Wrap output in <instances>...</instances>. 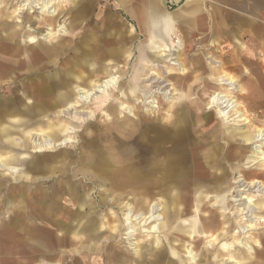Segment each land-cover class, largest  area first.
Masks as SVG:
<instances>
[{
    "label": "rangeland",
    "instance_id": "obj_1",
    "mask_svg": "<svg viewBox=\"0 0 264 264\" xmlns=\"http://www.w3.org/2000/svg\"><path fill=\"white\" fill-rule=\"evenodd\" d=\"M22 1L24 0H0V42L8 44L10 48L12 47V51L9 54L13 55L17 52L23 54L25 49H28V52L34 51L36 57L41 56L38 45H42L47 50V54H49L48 59H44L43 62L49 61L52 65V70L49 74L44 75L40 73V77L37 75L32 76L30 79L19 77L15 83H7L5 88L0 89V113L3 110L14 111L13 115H5L3 119L0 118V125L2 127L8 126L12 122L15 127L11 129V136L17 143H21L24 135H27L25 134L26 132H22L24 129L22 123L23 121H28L29 127L25 131L30 136L32 145L28 150H25L22 146L12 144H6L9 147L4 148L6 152H4L3 160L9 159L11 156H16L17 161L25 157L28 159L26 160V166L24 163L13 162L4 167H0V244L2 243L0 246V264H104L106 251L112 254L115 251L120 264H149L148 260H146L149 258L148 256L145 255V261L141 262L139 255L145 251L146 253H150V249L154 247L150 241L154 237L148 236V232L152 231L149 228H152L157 222L152 223L146 228L139 226V233L134 237L135 240H133L135 242L127 240V232L124 230V226L123 229H119L116 239H113V237L110 238L108 233H106L99 236V240L97 239L94 242L90 241L91 246L94 247L97 245L99 247L97 250H91L89 252L85 249L77 250L75 242L78 240L84 241L89 235L86 229V225L88 224L87 218L78 215L84 210V201L87 199L90 201V192L96 196L98 193L101 200L104 198L111 199L113 196L106 194L110 189L108 184L89 188L88 186L90 184L85 185L78 180L72 181L67 176V173L69 171L70 160H75V156L80 152L87 157L92 150H107L110 153L109 156H113L115 154V149H113L115 148V142L113 139L119 141L117 137H124L122 135V131L124 130L128 134L141 130L146 133L144 136L146 138L152 137V132L162 134L160 136L164 138L163 140L174 137V130L172 131L173 135L172 132L168 133L169 127L167 124L169 123V119L183 123L180 125L181 128L184 123L189 124L186 130L194 132L192 134L193 146H197L200 143L204 144L202 148L196 150V156L205 155L212 148L211 142H215L216 140L212 137L213 134L218 133L220 135L219 139L221 143L218 150L222 165L219 167L211 165L207 169V172L204 173V176H199L202 180L194 181V177H192L194 164L189 162L190 175L188 177L190 183L187 185L182 184L177 188L179 198H182L179 204L183 207V196L185 193L190 194L194 199L196 193L204 191L205 200L202 207L205 205V208H202L201 217L205 218L210 212L217 214L219 224H221V229L217 232L220 233L218 236L223 231L225 233L228 231L226 239L220 238V241L216 245L217 249L219 248L221 251L223 249V256L219 259L228 258L223 246L243 242L246 247H240V245L236 247V251H238L237 257L242 259L244 264H255V261H259L261 258L258 257V253L256 254V252H263L264 246H262L257 237L261 233L260 227L264 229V222H258L253 227V230L248 233H242L243 226L250 224L247 220L248 218H245L242 212L244 211V207H246L244 205L246 200L244 201L243 198L246 197L247 200L252 199V204L256 206L257 211L254 212V215L264 217V185L258 180H253L255 178L258 179L259 176L257 174H260V172L263 173L264 164L260 160H256L255 164L246 165L249 155H252L251 147L244 145L239 138L240 136L234 138L231 131L232 129H238L239 131H252L254 134L259 130L264 131V108H250L246 101L248 91L242 89L247 88L256 77L252 73L256 67V59L253 56L252 45L248 38L241 37L238 42L233 44L231 36L216 41L214 40V36L210 37L197 34L196 36H191V42L189 43L178 42L175 39L174 41L177 43L172 45L170 52L161 50L155 52L152 49H148L150 44L143 37L137 38L132 35L130 37L132 40L127 43V55L126 52H122L121 56H124L122 59H117L114 62L112 58L106 57L102 58L101 62L97 64L101 65L99 67L101 69L104 67L107 72L103 75L102 83L117 77L115 84L111 85L104 93L98 92V88H93L94 86H89L84 87L85 90L79 91L81 94H78L77 89L82 87H79L80 84L75 82V77L77 76H73L74 80H72L68 77L66 78L65 74L71 75L73 67L74 71L87 66L92 67L93 64H96L95 56L103 52L97 51V45L94 49L92 46H89L88 48L91 49H88L82 45L88 46L89 43L79 42L81 44L79 45L77 42H64V40L66 37L71 36V27L69 25L74 26V29L78 28L81 32L88 31L89 28L95 25L97 16H91L94 9L103 8L107 2L104 0L101 3L95 1L85 3L84 6L86 5V9L81 14L75 11L62 12L61 8L66 1L61 0L55 4L57 15L51 16L49 14H42L39 10L35 9H25V12L17 13L16 9ZM71 7L79 8L80 6L78 3H71ZM120 22L124 23L127 27H131L133 24L128 18H123ZM59 25L65 26L66 32L65 34H58L56 36L58 39L56 47L48 50L46 46L48 42H46L43 35L48 33L47 27L50 26L55 31L59 29ZM32 38L37 42L31 44L30 39ZM203 42H206L208 45L217 43L220 45L222 54L226 52L230 53L231 56L229 59L222 58L218 59V61L214 57L207 59V57L213 55L212 51H208L205 59H207L206 64L210 70L232 73L234 78L238 80L236 82L238 87H236L235 91H231L226 86H221L218 82L219 79L216 78L217 76L209 73L208 75L202 74L204 68H199V64L194 63V59L192 60L199 53L196 48L202 47ZM113 43L110 42V46H113ZM233 46H235V49ZM142 51H146L143 54L148 55L145 57L146 60L143 58L144 55L140 54ZM164 54H170L171 56L162 57ZM233 56L234 63L230 61ZM245 56H248L250 61H245ZM171 58L175 60H171ZM220 61H223L224 64H221ZM261 62L264 64L263 59H261ZM259 64L258 60L257 66H260ZM21 66L24 68L21 72H24L27 65L22 63ZM136 74H138L137 80L135 79ZM223 75L232 77L227 73ZM57 76L61 77L62 80L66 79L69 81L68 86L63 85L62 87L56 88L55 82L57 81ZM206 76L208 77L206 78ZM204 78H206L207 82L209 81L207 84L209 88L229 92L230 96L239 104L236 108L237 111L241 114L243 113L247 120L238 122V120H241L240 118L235 121H227L220 116L217 109L210 110V99L205 97V89H200L201 86H205ZM5 81H11V77H8ZM44 81H46V89H40L38 85ZM177 82L180 83L179 90L176 87ZM192 82L196 84L192 86ZM33 84H36V86L34 87ZM129 84L136 86L135 91L137 96H132L131 102L125 100L126 98L122 99L124 93L130 95L129 92H132ZM190 84L192 87L197 86L199 90L193 91L191 89V92L187 94V85ZM23 90L25 92L26 90L29 91L34 99H26L22 94ZM46 90L50 91L47 100L52 104L55 101L61 102L57 96L59 93L71 90V99L68 101V105L59 106L58 108L62 113L60 115L62 117L64 116L61 120L57 118L59 116L57 110H55L56 112H52L50 114L51 118L48 119L43 118L47 115L35 117L34 115L30 116V113L27 112L29 111V105L31 106L30 100H33L35 105H37V107L33 108L38 109L42 114L47 111L46 104L41 102V98L43 96L45 98V94H47ZM147 93L149 95H146ZM255 93L258 94V92ZM83 95H85V100L81 98ZM87 96L89 98L86 100ZM200 98L203 104L196 103L201 102ZM120 103L124 105V108H127L123 110V106ZM72 104H77V107H71L70 105ZM5 106L7 107L5 108ZM235 113L236 111L232 113L234 114L232 118L235 117ZM205 118H209L210 121H204L206 120ZM12 119H17V123H14ZM89 120L93 121L89 122L88 125H81L82 122L87 123ZM189 120H192V124H190ZM50 125L54 127H67L64 129H68L60 138L55 140V144L59 145L64 141H71V143L58 146L54 151L47 150L46 152H38V147L35 145L37 141H47L54 144L46 133L39 131V129H42L41 131H47ZM78 131H82V133ZM221 133H224L227 138L229 136L233 137L229 140V144L225 138H222ZM198 157L200 158V156ZM227 157H229V160L226 159ZM1 161L2 159L0 158V163ZM89 161L90 159L88 158L87 163ZM97 161L98 158L95 159L94 163ZM203 162V158H200L199 163L203 164ZM111 163H113V166H116L115 160L111 161ZM58 167L61 170H56ZM92 167L93 162L83 168L86 171ZM83 168H76V171H80L81 176H83L81 173L84 171ZM108 168L111 167L106 166V169ZM55 170L56 172H54ZM55 176H58V179L54 181L52 179ZM214 176L219 177L220 180L216 181L213 178ZM246 182L253 183L251 186L246 187L247 185L244 184ZM69 185L73 188L72 191L75 194V199L79 202V206L74 210L69 209L73 212L62 217L59 214L63 209V204L57 208L58 214L56 213L53 218L45 221L44 209L50 203H53L50 201L52 197L57 196L56 203L59 204L65 202V199L69 200L70 196H67L68 193L71 194ZM258 185L263 187V190L259 189L260 187ZM230 188L231 195L227 193ZM86 189L90 191L84 194V190ZM158 191L156 185L153 184L150 187L149 197L151 201H148V205L152 206L154 203L159 204L161 202L162 199L157 195ZM224 194L228 195L226 213L222 212L223 204L219 203V205H216L217 198L219 197L218 199L223 201ZM137 203L132 196H128L120 200L116 206L117 208L110 207L98 210L94 209L96 208L95 206H91L92 209L90 211L95 214L93 216L94 218L92 217L91 219L94 223L93 227H97L96 230L99 232V227L110 228L116 225L112 224V219L109 220L111 214L115 216V213L119 215V220L124 225V210H126V205L128 204L135 208L137 207ZM137 208L135 210L136 215L140 213ZM191 209L193 215L191 214L185 217L187 221H192L199 216V214L194 213L193 207ZM239 217H241L242 223H240L241 220ZM47 226H49L48 229ZM79 227L81 231L77 236L75 232L78 231ZM114 229L115 227L113 231ZM238 231L240 232L239 234L236 233ZM83 233H86L85 235L87 236ZM64 235V242L61 244L59 239ZM156 235L161 240L164 239L163 233ZM215 237L212 238L207 234L196 235V242L201 241L200 243H202L198 249L196 248L197 255H203L205 249L211 248ZM111 241L115 245L114 250L110 249L113 247L110 244ZM106 244L108 246L105 247ZM187 247L192 248L189 243ZM102 248L104 250L100 251ZM167 252H171L170 248L164 252L166 257ZM179 253L181 256H184L183 252ZM63 257L65 258L62 260ZM126 261L132 262L129 263ZM200 264L208 263L202 261ZM219 264L226 263L221 262Z\"/></svg>",
    "mask_w": 264,
    "mask_h": 264
},
{
    "label": "bare ground",
    "instance_id": "obj_2",
    "mask_svg": "<svg viewBox=\"0 0 264 264\" xmlns=\"http://www.w3.org/2000/svg\"><path fill=\"white\" fill-rule=\"evenodd\" d=\"M58 1L61 0H24L18 5L16 12L20 14L25 9L28 10L35 9V10H39L40 13L42 14H49L51 16H56L57 9L55 7V4H57ZM58 28H59L58 30L53 31V28L49 26L47 27L48 33L43 35L46 42H48V44H46L48 50H51L53 47L54 48L56 47L58 43V39L56 38V36H58V34L59 35L65 34L66 32L65 26L59 25ZM147 41L150 44V47H148V49H152L155 52L157 50L170 52V50L172 49L171 44L167 43L166 41L165 42L156 41V37L149 38ZM30 42L31 44H34L37 41H35V39L32 38L30 39ZM38 47L40 48V55H41L39 57H36L34 51L28 52V49H25L23 54L17 52L12 55L9 54L11 53L10 51H12V47L10 48L8 44H4L3 42H0V50H1L0 51V87H1L0 89L5 88V85L7 83H15L16 81H18L19 77H25L30 79L34 75L40 77V73L44 75L47 73L49 74V72L52 70V65L49 61L43 62L44 59H48L49 54H47L48 53L47 50L44 49L42 45H38ZM144 52L146 51H142L140 54H143ZM104 55L105 54L102 53V55L96 59L95 61L96 64L95 65L93 64L92 67L91 66L83 67L77 71H74L73 70L74 67H73L71 75L65 74L66 78L68 77L72 80H74V77L77 76L75 77L76 80L75 82H78L80 84L79 87H82L77 89L78 94H81L80 93L81 90L83 89L85 90L84 87H89V86H94L93 88H98L97 89L98 92L104 93L111 85L115 84L117 77L104 81V83H102L103 81L102 79L104 77L103 75L105 74V72L101 68H99L101 65H97V64L101 62ZM143 55H144L143 56L144 59L146 56H148L145 54ZM168 56L171 55L164 54L162 57H168ZM171 60H175V59L171 58ZM22 63L27 65L25 70L26 69L29 70L26 71L24 70V72H21L24 69L21 66ZM17 68L18 70L16 71ZM8 77H11V81L7 82L5 80ZM92 78H96V79H92ZM137 78H138V74H136L135 76L136 80ZM56 79H57V81L55 82L56 88L69 84L68 83L69 81H67L66 79L62 80L61 77L57 76ZM218 79H219L218 82L221 86H226L231 91L232 90L235 91L236 87H238L236 85V80H234L231 77L223 75ZM129 85H130L129 86L130 90L132 92H129L130 95H128V93L127 94L124 93L122 99L126 98L125 100L131 102L132 96L136 95V91H135L136 86H133L132 84ZM33 86L35 87L36 84H33ZM38 86L40 87V89L43 88L46 89L45 88L46 81L41 82ZM176 87L178 90L180 89L179 82L176 83ZM187 87H188L187 94L191 92V89H193V91L198 89L197 86L192 87L187 85ZM26 92L28 95L26 94ZM26 92L25 90H23L22 92L23 96L26 99H34L29 91L26 90ZM205 92H206L205 97L210 99V107H209L210 110L217 109L220 116L227 121L228 120L235 121L240 118L241 120H238V122L247 120V118H245L243 113L241 114L239 111H237L236 108L238 107L239 104L230 96L229 92H226L224 90H217L215 88L208 89L207 85ZM70 93L71 90H69L68 92L59 93L57 96L61 102L59 103L55 101L54 104H52L47 100V96L50 95V91H47V94H45V98L44 96L41 98V102L46 104L47 106L46 112L48 113L44 112L42 114L41 111L33 108V107H37V105H35V102L33 100H30L31 106L29 105L28 107L29 111L27 112L30 113V116L34 115L35 117H41L43 115H47L46 117L43 118L48 119L51 118L50 114H52V112H56L55 110H57V114L59 115L57 118L58 120H61L64 116L62 117L60 115L61 112L58 110V108L59 106L61 107L68 105V101L71 99ZM146 95H149V93H147ZM202 97L205 98L204 96ZM81 98L82 100H85L84 99L85 95H83ZM88 98L89 96L86 97V100ZM196 103L203 104V101ZM38 105H40V103H38ZM120 105L123 106L122 107L123 110L127 108V107L124 108V105L122 103H120ZM70 106L77 107V104L76 105L72 104ZM6 107L7 106H5V108ZM234 111H236L235 117L232 118L234 115L232 113ZM13 112L14 111L3 110L2 113H0V118L3 119L5 115L7 116L13 115ZM205 119L206 120L204 121H210L209 118H205ZM12 121L14 123H17V119H12ZM91 121L93 120H89L87 123L82 122L81 125H88L89 122ZM189 121L190 124H192V120ZM168 122H169L167 124V126L169 127L168 133L174 130V137L169 138L167 140H163L164 138L160 136L162 134H160L159 132L158 133L152 132V137L146 138L144 137L146 133L141 130L134 131L132 134H128V132L124 130L122 131V135L124 137H117L118 140L121 142L120 144L119 141L113 139L115 142L114 143L115 148H113L115 149L114 150L115 154H113V156H109L110 153H108L107 150L104 151L92 150L91 152H89L87 157L86 155H83V153L80 152L79 154H77V156H75V160L73 161L70 160V164H69L70 166L68 167L69 171L67 173V176L70 177L72 181L78 180L79 182H82V184L85 185L90 184V186L87 185L89 188H93L96 186L99 187L101 185L105 186L108 184L110 189L106 192V194H108V196L109 195L113 196L111 199L104 198L103 200H101L98 196V193L96 196L95 194L90 192L89 194L90 201L88 199L84 201L85 204L83 206L84 210L83 212L78 214L79 216H85L87 218L88 224L86 225V229H87V233H89L88 235L89 237L85 235L86 233H83L85 236H87V239L84 241L78 240L77 242H75L77 246L76 247L77 250L85 249L88 252L91 250H97L99 247L97 245H96L97 247L91 246L90 241L94 242L97 239L99 240V236H102V234H106V233H108V236L110 238L113 237V239H116L118 236L119 229H123L124 226H125L124 230H126L127 232L126 233L127 240L131 242L135 240L134 237L138 235L139 226L146 228L150 226L152 223L157 222L152 228H149V230L152 231L148 232L149 233L148 236L154 237V239L150 240L152 242L151 244L154 245V247L150 249L151 251L150 253L149 252L146 253L145 251L142 252L141 255H139L141 262H144L145 257L148 256L149 258L146 260H148L149 264H200L202 263V261H204L205 263L207 262L208 264H219L221 262L222 263L225 262L226 264H244L243 260L237 257L238 251H236L237 250L236 247L239 245L240 247L241 246L246 247V245H244L243 242H238V243L236 242L235 244H229V245L224 244L225 246H223V248L224 251L226 250V254L228 255V258L221 260L219 259L220 257L223 256L222 254L223 249L222 251L219 248L217 249L216 245L218 244L217 242L220 241V237L224 240L226 239L228 231H226V233L225 232L222 233L221 236L217 237L218 235L216 234V232H218V229H221V224H219V220L217 218L218 216L213 214V212H210V214L205 218L201 217L202 214L201 208H203L202 204L205 200L204 191L198 192L196 194L193 205L187 201L188 199H186V194L188 193H185L183 196L184 198L183 207H181V205L179 204V201H181L180 199L182 198H179L177 188L180 187L182 184L187 185L188 183H190V179L188 177V175H190L189 162L194 164L193 166L194 169L192 171L193 174L192 177H194V181H200L202 179L199 178V176H204V173L207 172V169L212 162H214V164L218 163L220 166L222 165L221 163L222 161L219 156L220 153H216V151L210 149L205 155L203 154L196 156V150L198 148H202L204 144L200 143L197 146H193L192 134L194 132L192 131L190 132L186 130V127L189 126V124L184 123V125L181 128L180 125L183 123L176 122V120L172 121V119H169ZM22 125L24 128L22 132L24 133L26 132L25 134L27 135H24V139L21 143L20 142L17 143V141L13 139V137L11 136V129L15 127L12 122L9 123L8 126L2 127L0 125V140L2 139L3 141H5V142H3L2 140L0 141V149H1L0 158L2 159L0 163V167H4L13 162L22 163V164L24 163L26 166L27 164L26 160L28 159L27 157L19 159L17 161L16 156L14 157L11 156L9 159L3 160L5 155L4 152H6L4 148L9 147L6 144L22 146V148H24L25 150H28V148L32 147L30 136L28 135L27 131H25L28 130L29 127L28 121L27 122L23 121ZM64 128L67 127H58V126L54 127L50 125L48 126L47 131H41L42 129H39L40 132L46 133L47 136L50 138V140L52 139L51 141L54 144H52L51 142L39 140L35 143V145L38 147L37 151L38 152H46L47 150L54 151L58 146H63V144L71 143V141H64L59 145L55 144L56 143L55 140L60 138V136L64 134L65 131L68 130ZM231 131L233 133V137L236 138L240 136L239 138L242 141V143L246 146L251 147L252 155H249L248 160L246 161V165L255 164L256 160H260L264 164V131L259 130L255 134L252 133V131L249 132L245 130L239 131L238 129H232ZM78 132L82 133V131H78ZM219 136L220 135L218 133L212 135V137L216 139L215 142L214 141L211 142L212 147H214L216 144L221 146ZM221 136L222 138H225L226 141H228V144H229V140L232 139L231 136L227 138L226 135H224V133H221ZM83 152L85 153V151ZM198 156H200L201 159L203 158L204 161L203 164L199 163L200 158ZM88 158L90 159V161L87 163ZM96 158H98V161L94 163ZM226 159L229 160V157H227ZM114 160L116 166H113V163H111V161ZM92 162H93V167L88 168L89 170L85 171V168L83 167L87 166L88 164H92ZM106 166L111 167L112 169L111 168L106 169ZM78 167L83 168L84 171L81 172L83 176L80 175L79 170H78L79 172L76 171V168ZM56 170H61V168L58 167L56 168ZM56 170L54 172H56ZM213 178L215 179V176ZM56 179H58V176L53 177L52 180L55 181ZM252 183L253 182H249V183L246 182L244 184L247 185L246 187H249L252 185ZM153 184L156 185V188L159 190L157 195L160 196V199L162 200L159 204L154 203L152 206H150L148 205L149 203L148 201H151L149 194H150V187ZM258 186L260 187L259 189L263 188L260 185ZM69 190L71 194L68 193L67 196L68 197L70 196L71 198L69 197V200L65 199V202H61L60 204L56 203L57 196L56 197L54 196L50 199V201H52L53 203H50L46 207V209H44L45 218H46L45 221L53 218L56 215V213L58 214L57 208L63 204H64L62 206L63 209L59 214L62 217L68 215V213L73 212L69 209L74 210L77 206H79V202L77 201V199H75V194L72 191L73 188L70 187V185H69ZM89 191H90L89 189L84 190L85 192L84 194H87ZM230 192H231V188L228 190L227 193L231 195ZM128 196H132L133 199H135L138 202L136 204L138 208L137 207L133 208L134 206L131 207V205L128 204L126 205V210H124V221H125L124 225L123 222L119 220V215H117L116 213L115 216L111 214L109 220L112 219L113 220L112 224H116V225L110 228L99 227L98 228L99 232H97L96 230L97 227H93L94 223L91 220L92 217L95 215L90 211L92 209L91 206H95L96 208L94 209H98V210L107 209L110 207L117 208L116 206L118 205L120 200ZM227 196H228L227 194H224L222 198L223 201H220V204H223V212L225 213L227 212L226 211ZM243 199L244 201L246 200L244 203L246 207H244V211L242 213L245 218H248L247 220L249 221L250 224L247 226H243L242 233H248L249 231L253 230V227L256 226L258 222H264V217H257L254 215V212L257 210H256V206L252 204L253 202L252 199L247 200L246 197H244ZM193 206H195L194 213H198L199 218L198 220L195 219L192 222V224L191 223L187 224L183 218L191 214L193 215V211L191 209ZM136 208L139 209L140 212L138 213V215L135 214ZM49 226H47V229ZM114 227L115 229L113 231ZM80 231L81 229L79 227L78 231H76L75 234H77L78 236ZM158 233H163L164 239L161 240L159 236L156 235ZM200 233L201 234L209 233L212 234V236L216 235L215 239L213 240L214 243L212 244L211 248L205 249L203 255L201 254L197 255L196 252V248L198 249L202 245V243H200L201 241L196 242L197 240L195 238V236L200 235ZM236 233L239 234L240 232L238 231ZM64 238L65 235L59 239V242L61 244L64 242ZM188 243L192 246V248L187 247ZM110 244L113 245V241H111ZM132 245H136V244H132ZM106 246H108V244H106L105 247ZM104 248H102L100 251L104 250ZM168 248H170L171 252L170 253L167 252V257H166L164 252H166ZM110 249L114 250L115 245H113V247H111ZM248 250L250 249L248 248ZM179 252H183L184 256L183 255L181 256ZM256 254L261 259L259 261H255L254 263L264 264V252L259 251L256 252ZM64 258L65 257H63L62 260ZM119 262L120 261H118L117 254L115 253V251H113V254L109 253L108 251L105 252L104 264H120ZM126 262L130 263L132 261H126Z\"/></svg>",
    "mask_w": 264,
    "mask_h": 264
},
{
    "label": "crops",
    "instance_id": "obj_3",
    "mask_svg": "<svg viewBox=\"0 0 264 264\" xmlns=\"http://www.w3.org/2000/svg\"><path fill=\"white\" fill-rule=\"evenodd\" d=\"M65 1L66 3L61 8L62 12L67 13L75 11L81 13L86 9V5L84 6L85 3L93 1L101 3L104 0ZM105 2L107 3L103 8L94 9L91 15L97 16L95 25L89 28L88 31L82 32L81 30L79 31L78 28L74 29V26L72 27L69 25L71 27V36L66 37L64 42L73 41L77 42L79 45H81L79 42H86L89 43V45L82 46L85 48L92 46L93 49L96 48L95 46L97 45V51L105 54L103 58H112L115 62V60L124 57L121 56L122 52H126L127 55V43L132 40L130 38L132 35L137 38L143 37L146 41L149 38L156 37V41H166L171 45L177 43L174 41L175 39L178 40V42L189 43L191 42V36H196L197 34L210 37L214 36V40L216 41L231 36L233 44L238 42L241 37H247L252 45L253 56L256 59V67L252 72L256 77L247 88L242 89L248 91V98L246 101L250 108H264V64L261 62V59L264 61V0H105ZM71 3H78L81 8L71 7ZM123 18H128L132 21L133 24L131 27H127L124 23L120 22ZM108 42H114L113 46H110ZM233 48L235 49V46H233ZM196 49H198L199 53L194 56L192 60L194 59V63L199 64V68H204L202 74L208 75L209 73L219 78L227 73L238 82L232 73L210 70L206 64L207 59L214 56L217 60L222 58L229 59L231 56L229 52L222 54L220 45L217 43L208 45L206 42H203V46ZM208 51H212L213 55L205 59ZM101 55L102 54L95 56L96 59ZM244 59L245 61H250L248 56H245ZM258 60L260 66H257ZM230 61L234 63V56ZM220 63L224 64L223 61H220ZM102 70L106 73L104 67ZM207 77L208 76H206V78ZM206 78H204L205 88L201 86V90L202 88L206 90V85L209 83V81H206ZM191 84L193 86L196 83L192 82ZM191 84L189 86H191ZM207 88L209 89L208 86ZM255 92H258V94ZM219 146L220 145H215L211 150L220 153L218 150ZM212 163L209 167H211V165L220 166L218 163H215L216 165L214 162ZM257 176H259L258 179L255 178L253 180H258L264 185V169L263 173L260 172ZM218 179L219 177H215L216 181ZM186 199L193 205L194 199L190 194H186ZM220 201L221 200L218 199L216 205H219ZM203 207L205 208V205ZM193 210H195V206H193ZM217 213L219 214V212ZM215 215L218 216L217 214ZM198 218L195 219L198 220ZM239 218L241 220L240 223H242L241 217ZM183 219L187 224H192L195 220L187 221V219ZM260 231L261 233L257 238L262 246H264V229L260 227ZM203 234L206 233H202V235ZM216 234L219 235L217 232ZM207 235H210L212 238L216 236H212V234L209 233H207Z\"/></svg>",
    "mask_w": 264,
    "mask_h": 264
}]
</instances>
